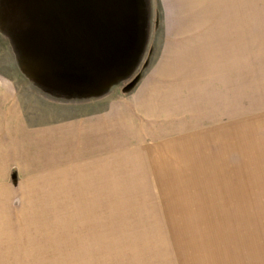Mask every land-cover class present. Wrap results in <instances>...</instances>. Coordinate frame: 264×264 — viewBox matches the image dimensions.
Returning a JSON list of instances; mask_svg holds the SVG:
<instances>
[{
  "label": "rangeland",
  "instance_id": "1",
  "mask_svg": "<svg viewBox=\"0 0 264 264\" xmlns=\"http://www.w3.org/2000/svg\"><path fill=\"white\" fill-rule=\"evenodd\" d=\"M10 1L0 264H264V0H122L126 40L51 55Z\"/></svg>",
  "mask_w": 264,
  "mask_h": 264
},
{
  "label": "trees",
  "instance_id": "2",
  "mask_svg": "<svg viewBox=\"0 0 264 264\" xmlns=\"http://www.w3.org/2000/svg\"><path fill=\"white\" fill-rule=\"evenodd\" d=\"M121 3L124 2L122 0H109L108 2L105 0H74L67 9L65 5L62 6L68 11V14L63 15L65 20L63 22L59 18L60 2L58 1L12 0L9 4L11 16L21 22V27L8 40L10 45L18 51H40L42 47L49 55L53 54L51 50H54L55 54L60 52L62 48L59 46L90 47L93 44L103 46L106 34H116L126 40V35L129 36L130 32L120 30L119 33L120 25L117 24V12L123 7ZM83 12L87 15L78 21L77 17H80L78 14ZM110 41L112 42V39ZM132 62L133 60L130 59L129 65ZM136 75V73L133 74L131 79H136Z\"/></svg>",
  "mask_w": 264,
  "mask_h": 264
},
{
  "label": "crops",
  "instance_id": "3",
  "mask_svg": "<svg viewBox=\"0 0 264 264\" xmlns=\"http://www.w3.org/2000/svg\"><path fill=\"white\" fill-rule=\"evenodd\" d=\"M2 86H3V87H7L8 95L12 94L13 91L11 90V88H10L9 85H7V84H3Z\"/></svg>",
  "mask_w": 264,
  "mask_h": 264
}]
</instances>
